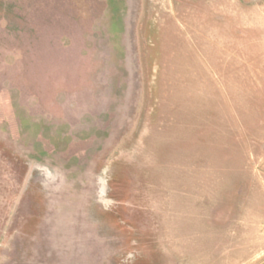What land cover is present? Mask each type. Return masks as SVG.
<instances>
[{
  "label": "rangeland",
  "instance_id": "rangeland-1",
  "mask_svg": "<svg viewBox=\"0 0 264 264\" xmlns=\"http://www.w3.org/2000/svg\"><path fill=\"white\" fill-rule=\"evenodd\" d=\"M0 264H264V0H0Z\"/></svg>",
  "mask_w": 264,
  "mask_h": 264
}]
</instances>
